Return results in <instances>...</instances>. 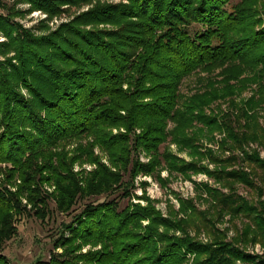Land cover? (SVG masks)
<instances>
[{
	"label": "trees",
	"instance_id": "obj_1",
	"mask_svg": "<svg viewBox=\"0 0 264 264\" xmlns=\"http://www.w3.org/2000/svg\"><path fill=\"white\" fill-rule=\"evenodd\" d=\"M28 1L33 8L51 14L72 0ZM126 1L96 5L80 14L79 25L108 22L113 27L66 25L71 38L64 33L25 34L19 24L0 15V30L10 37L20 29L16 34L23 40L20 54L31 57L27 70L8 61L10 73L19 80L17 85L7 80L8 70L0 73V248L3 239L16 234L14 214L33 212L43 219L50 199L58 212H69L78 198L108 195L120 188L123 196H129L136 173H148L162 162L181 172L196 169V162L180 163L167 146L160 147L170 137L182 147L195 149L203 131L195 121L209 135L224 130L227 140L222 141L223 146L226 141L232 147L249 141L264 145L256 111L264 102V11L255 7L257 0ZM40 46L48 52L35 49ZM220 67L222 77L217 82L223 86L208 87L204 96L183 99L178 87L185 77ZM244 72L248 75L239 82L242 86L256 83L257 99L246 101L236 115L224 113L221 120L201 112L211 100L230 96L233 86L229 80ZM19 84L27 89L29 98L21 93ZM169 122L173 126L168 129ZM82 137L90 140L76 153L69 156L67 151H59L61 144ZM95 146L105 152L116 171L93 154ZM141 151L149 155L147 163L139 161ZM248 158L259 169L255 174L264 184V160L256 155ZM83 159L97 168L85 175L74 172L72 165ZM120 171L128 172L130 179L122 181ZM220 172L253 184L242 171ZM15 177L19 184L13 192L6 185ZM46 186H53V191ZM216 196L222 204L231 199L220 193ZM236 208L239 211L234 214L252 220L260 234L258 237L253 231L251 239L259 238L264 246L262 216L242 199ZM145 218L164 227L172 222L133 203L123 208L117 200L87 203L63 224L56 237L54 248L61 252L53 250L48 261L38 264H179L185 252L206 254L195 264H264L223 240L201 247L188 238L168 237L144 227L141 220ZM87 244L100 247L82 252ZM0 264H10L1 253Z\"/></svg>",
	"mask_w": 264,
	"mask_h": 264
},
{
	"label": "rangeland",
	"instance_id": "obj_2",
	"mask_svg": "<svg viewBox=\"0 0 264 264\" xmlns=\"http://www.w3.org/2000/svg\"><path fill=\"white\" fill-rule=\"evenodd\" d=\"M238 1L231 0L230 2L236 3ZM119 2L127 1L72 0L69 3L61 4L59 10L50 14L44 10L33 8L28 0H0V15L7 17L11 23L19 24L25 34L30 33V35L38 37L64 33L69 36L66 32V25L78 24L76 22L82 19L79 18L80 14L96 5ZM255 7L264 11V0H257ZM79 27L84 29H110L113 26L108 22H101L83 23ZM196 28H200V26ZM16 34H20V29L13 31L10 37L5 36L3 31L0 30V44L4 43L0 46V69H5L0 72L1 74L7 72V70L10 73L11 66L7 64L9 62L16 67H21V69H28L26 67L27 64L29 65L31 57L29 54H20V43L23 40L19 41V36ZM24 42L29 43L28 40ZM35 49L43 53L48 52V49L44 46ZM18 53L19 58L17 59ZM225 67L226 65L223 68ZM222 70L221 67L215 68L210 73L197 70L181 81L178 91L183 99L195 94L204 96L203 92L208 87L210 89L212 86L216 88L223 86L220 82H217V79L222 77L219 75ZM247 75V72L240 73L238 79L229 80V83L233 86L231 95L211 100L210 103L202 107L201 112L208 116L215 115L221 120L224 113L236 115L241 108L246 107V101L253 97L257 99L258 85L256 83L246 82V85L242 86L239 82ZM29 79L35 83L31 76ZM7 80L15 85L19 82L14 72L10 73ZM262 83L264 84V76ZM19 90L24 96L30 97L27 89L23 86L20 87V84ZM194 111L195 113L198 112L197 110ZM256 111L258 124L264 131V102H261ZM194 124L197 127H202L203 130L195 141V149L182 147L172 142L170 137L160 147L164 149V146H167V150L177 157L180 163H182L181 161L185 163L196 162L198 164L196 169L181 172L170 169L166 163L162 162L148 173H136L131 180L133 185L129 190V196H123V190L120 188L108 195L78 198L69 212H58L53 200L50 199L48 213L43 219L35 216L33 212H25L22 215L14 214L12 225L16 228V234L11 238L3 239L0 253L7 257L10 264H38V261H48L53 250L61 252V248H54V242L63 229V224L70 222L73 215L78 213L84 205L90 202L99 203L104 200H117L120 208L126 206L127 203H133L146 207L156 215L172 221L171 224L169 223L167 227H164L152 224L147 218L141 220L144 227L170 235L168 237L188 238L198 242L201 247H206L207 244L213 246L219 240H223L239 246L240 249L251 254L255 260L264 261V246L261 245L259 238H254L256 240L251 239L253 231L258 234L256 236L259 237L260 235L255 230L254 222L243 217L242 213L234 214V212L239 211L236 207L242 199L255 208L256 212L262 216L258 217H261L264 223V184H262L260 177L255 174V172L259 173V169L248 158L251 155H256L264 160V145L249 141L232 147L231 145L228 146L226 141L223 146L221 145L222 141L227 140L224 130H214L209 135L202 124L196 121ZM172 126L173 123L169 122L167 128L169 129ZM236 129L238 130V128ZM116 131V129L113 130V132ZM88 140L90 139L86 137L70 140L61 144L58 149L59 151H67L70 156L77 152L76 149L80 145L87 144ZM93 154L98 157L103 165L112 171H116L115 167L108 162L105 152L99 147H94ZM138 158L139 161L144 163H147L150 159L149 155L142 151L139 153ZM1 165L5 167L4 164ZM128 166L130 168L131 164L129 163ZM96 168L95 163L86 159L77 161L72 165V170L80 172L82 175ZM220 169L242 171L248 175L253 184L246 185L230 177V175H222ZM120 173L122 174V181L125 182L130 179L128 172L123 173L120 171ZM0 179H3L2 175H0ZM18 184L19 179L15 177L6 186L15 192ZM205 185L212 192H209ZM46 188L49 192L54 189L53 186H46ZM219 193L220 195L231 196V199L222 204L216 196ZM22 204L30 209V205H27L25 198H22ZM65 234L67 235V231ZM99 247L98 245L87 244L81 247V251L85 252ZM181 255L183 261L179 264H195L206 256V254L196 256L187 252ZM236 262L238 263L237 260Z\"/></svg>",
	"mask_w": 264,
	"mask_h": 264
}]
</instances>
